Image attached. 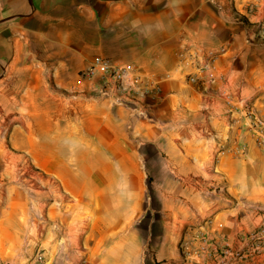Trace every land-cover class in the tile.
<instances>
[{"label":"crops","instance_id":"crops-1","mask_svg":"<svg viewBox=\"0 0 264 264\" xmlns=\"http://www.w3.org/2000/svg\"><path fill=\"white\" fill-rule=\"evenodd\" d=\"M95 56L151 90L135 91V117L134 105L88 97L87 122L71 123L87 156L57 161L70 201L54 213L73 231L64 244L87 248L56 262L221 264L225 245H249L264 231V146L249 111L264 116V0H0L2 96L42 110V133L62 131L50 84L80 79ZM235 264H264V252Z\"/></svg>","mask_w":264,"mask_h":264},{"label":"rangeland","instance_id":"rangeland-1","mask_svg":"<svg viewBox=\"0 0 264 264\" xmlns=\"http://www.w3.org/2000/svg\"><path fill=\"white\" fill-rule=\"evenodd\" d=\"M7 72L5 65L0 66V79L7 76ZM68 80V84L58 86L54 81L50 84L52 90L55 88L58 90L62 102L61 111L54 112L49 119L62 127L61 132L39 131V124L48 119L43 116V111L38 110L37 107L34 108L31 101H4L2 94L7 85L0 87V129L2 130L0 133V188L6 190L7 186H13L19 191V195L13 192V195H9L10 197L4 195L0 197V264H35L36 259L39 264H60L56 260L80 258L87 248V245L72 242L69 245L64 244L68 242L67 238L73 235V231L65 225L61 228L54 211L67 206L70 201L69 192L58 177L47 172L48 163H52L51 160L57 157L59 163L62 157L69 160L78 156H87L84 138L80 135L77 140L72 138L69 127L71 123L82 126L87 122L85 102L88 97L80 92L88 89L89 82L83 81L82 84H78L77 76H72ZM118 106L131 109L127 105ZM29 125L38 130L39 145L37 144V147L31 146L27 138L19 132ZM58 135L62 136V143L54 140V137ZM42 136H44L43 139ZM16 141L21 144L20 147L14 145ZM54 141V156L43 155L42 166L35 165L30 149L50 152L46 146L42 148V145L44 143L48 145ZM77 143L82 147H77ZM57 166L60 170V164ZM67 168L69 169V165ZM39 176L43 179L41 180ZM6 207L12 211L14 221V228L12 231L9 229L8 234L5 229ZM256 247L258 245L250 243L237 250L250 249L253 252ZM263 252L264 247L259 252H253V256L246 260L255 259Z\"/></svg>","mask_w":264,"mask_h":264},{"label":"built area","instance_id":"built-area-1","mask_svg":"<svg viewBox=\"0 0 264 264\" xmlns=\"http://www.w3.org/2000/svg\"><path fill=\"white\" fill-rule=\"evenodd\" d=\"M134 74L133 68L117 64L113 60L102 56H95L90 66L80 73L78 84H82L83 81L89 82L88 89L82 90L80 93L89 98L110 100L115 105L130 107L134 105L132 115L135 117L139 114L136 112L139 109L137 104L142 100L135 95V91H138L140 96L144 97L151 89L147 79ZM191 80L195 81L194 78ZM139 86L141 90H138ZM152 90L161 93L158 86H155ZM249 111L254 118L255 126L259 129L260 138L258 143L264 146V116L259 114L254 107H251ZM263 234V230L253 233L250 242L252 245H258L253 252H259L263 249ZM203 249L207 253L210 251L206 249V246ZM253 252L250 249L239 251L230 245H225L224 252H219V256L222 258L221 264H235L253 256Z\"/></svg>","mask_w":264,"mask_h":264},{"label":"bare ground","instance_id":"bare-ground-1","mask_svg":"<svg viewBox=\"0 0 264 264\" xmlns=\"http://www.w3.org/2000/svg\"><path fill=\"white\" fill-rule=\"evenodd\" d=\"M34 90V89H33ZM36 90V89H35ZM34 90V91H35ZM29 93V92H28ZM31 93L32 92H30V95H31ZM33 94V93H32ZM30 97V96H29ZM32 97V96H31ZM35 97H36V95H35ZM6 99V98H5ZM10 100V99H9ZM32 100V99H31ZM34 100V99H33ZM36 101V100H35ZM13 104V103H12ZM29 104H31V103H29ZM35 104V103H34ZM30 111V110H29ZM53 121V120H52ZM34 125V124H33ZM36 125V124H35ZM34 125V126H35ZM52 125H54V124H52ZM2 132V130L0 129V133ZM20 133H22L26 138H27V140H28V142L30 143V145L31 146H36L37 144L39 145V141H38V130L37 129H34L32 126H28V127H26V129H23V130H20L19 131ZM16 135V134H15ZM18 135H19V133H18ZM49 137V136H48ZM24 138V137H23ZM44 138V136H42V139ZM26 140V139H25ZM50 143V142H49ZM14 145L16 146V147H20L21 146V144L18 142V141H16V142H14ZM47 147L48 148V150H50V152H45V151H40V150H35V149H30V154L32 155V157H33V160H34V164L35 165H37V166H42V161H43V155H49V156H51V157H53L54 156V151H53V149L55 148V142H53V143H51V144H48V145H46L45 143L42 145V148H44V147ZM37 147V146H36ZM50 148V149H49ZM4 149V148H3ZM1 150V149H0ZM58 158V157H57ZM55 159V160H51V162L52 163H48V167L49 168H47V172H49L50 174H54V168H55V166H56V163H57V161H58V159ZM4 161V160H3ZM10 170V169H9ZM133 170V169H132ZM56 172V171H55ZM6 173V172H5ZM57 173V172H56ZM55 173V174H56ZM62 173V172H61ZM81 174V173H80ZM1 175V174H0ZM33 175V174H32ZM38 175V174H37ZM73 175V174H72ZM71 175V176H72ZM38 176H36V178H37ZM39 178H41V180L43 179V177H41V176H39ZM63 178V177H62ZM65 178H67V177H65ZM60 179V178H59ZM2 180V179H1ZM64 180V179H63ZM48 182V181H47ZM8 185V184H7ZM13 192H15V194L16 195H19V191H18V189L16 188V187H13V186H7V189L6 190H2L1 188H0V197H3V195L4 196H9V195H11ZM3 193H5V194H3ZM44 193V192H43ZM57 193V192H56ZM75 194V193H74ZM13 195V194H12ZM10 197V196H9ZM16 205V204H15ZM11 207V206H10ZM70 211V210H69ZM18 215V214H17ZM26 220V219H25Z\"/></svg>","mask_w":264,"mask_h":264}]
</instances>
